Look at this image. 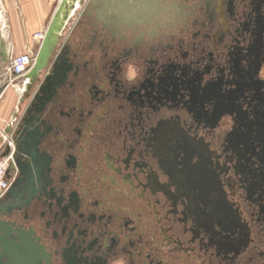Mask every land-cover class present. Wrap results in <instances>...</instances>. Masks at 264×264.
Returning a JSON list of instances; mask_svg holds the SVG:
<instances>
[{"label":"flooded vegetation","instance_id":"1","mask_svg":"<svg viewBox=\"0 0 264 264\" xmlns=\"http://www.w3.org/2000/svg\"><path fill=\"white\" fill-rule=\"evenodd\" d=\"M71 9L9 125L0 254L32 250L25 264H264V0Z\"/></svg>","mask_w":264,"mask_h":264},{"label":"crops","instance_id":"2","mask_svg":"<svg viewBox=\"0 0 264 264\" xmlns=\"http://www.w3.org/2000/svg\"><path fill=\"white\" fill-rule=\"evenodd\" d=\"M62 0H0V11L2 14V29L3 33L8 38L10 47L12 48V56L17 53H22L27 50L28 47L33 45V34L39 30H47V27L51 24L53 17L57 10L60 8ZM72 3L69 2L62 9L61 15L57 24L59 25V31L67 25L69 21L73 19ZM9 65V64H8ZM0 74L5 81L9 84L4 93L0 97V119L7 117L11 113L9 105L12 103V97L10 100H4L7 92L11 88H19L21 79L14 85L10 83V74ZM26 77V76H25ZM28 79L26 77L25 86L28 87ZM31 80V79H29ZM4 103V104H3Z\"/></svg>","mask_w":264,"mask_h":264},{"label":"water","instance_id":"3","mask_svg":"<svg viewBox=\"0 0 264 264\" xmlns=\"http://www.w3.org/2000/svg\"><path fill=\"white\" fill-rule=\"evenodd\" d=\"M101 0H93V4L98 3ZM68 0H62L60 8L55 13L53 20L51 24L47 27L45 37L43 41L41 42L38 50V55L35 60V63L29 73L27 74V77H34L37 78V76L44 71L48 64L51 62L53 57L55 58V54L57 52L58 43H59V25L57 24L58 19L61 15L62 9L65 5H67ZM99 18L101 19L104 15V10L99 11L98 10ZM116 20L119 21L120 17L118 14L115 15ZM61 31V30H60ZM12 56V48L10 47L8 38L3 33L2 29V14L0 11V70L2 73H7V66L10 62ZM9 82L5 81L2 75L0 74V97L4 93L5 89L7 88ZM23 242H26L23 239ZM26 245V244H25ZM32 250L29 251V253L23 251L17 252L13 249L4 248L3 252L0 254L1 257L6 256L9 259L4 264H25L27 261V258H29V255H32ZM1 263L4 261L1 258Z\"/></svg>","mask_w":264,"mask_h":264},{"label":"built area","instance_id":"4","mask_svg":"<svg viewBox=\"0 0 264 264\" xmlns=\"http://www.w3.org/2000/svg\"><path fill=\"white\" fill-rule=\"evenodd\" d=\"M46 31L39 30L33 34V45L27 48L25 52L14 54L9 62L10 83H18L20 79L27 76L33 67L38 55L41 42L45 37ZM7 146H13V139L7 141ZM13 154L0 153V199L3 198L10 187L11 180L7 176V171L13 166Z\"/></svg>","mask_w":264,"mask_h":264},{"label":"rangeland","instance_id":"5","mask_svg":"<svg viewBox=\"0 0 264 264\" xmlns=\"http://www.w3.org/2000/svg\"><path fill=\"white\" fill-rule=\"evenodd\" d=\"M71 1V0H69ZM73 4V3H72ZM75 18V16L73 17V19ZM59 35L61 33V31L58 32ZM44 71H42L41 73L43 74ZM27 77V76H26ZM26 77H23L21 79V85L18 88H11L7 94L6 97L4 98V100H10V98L12 97V100H10L12 103L9 105V107H12V109H10L11 113H9L10 115L7 117H3L0 119V153H2V151L5 150V148L8 145V140L11 139V133L8 130L11 126H9L11 123L15 122V118L17 116V112L18 110L21 108V106L24 105L25 101L27 100V98L25 97L26 95V91L28 90V87L25 86V81L24 79H26ZM30 79V77H27ZM37 82L33 85V88H35ZM4 104V103H3Z\"/></svg>","mask_w":264,"mask_h":264},{"label":"clouds","instance_id":"6","mask_svg":"<svg viewBox=\"0 0 264 264\" xmlns=\"http://www.w3.org/2000/svg\"><path fill=\"white\" fill-rule=\"evenodd\" d=\"M139 75V70L134 65H128L123 71V76L129 82L135 81Z\"/></svg>","mask_w":264,"mask_h":264},{"label":"bare ground","instance_id":"7","mask_svg":"<svg viewBox=\"0 0 264 264\" xmlns=\"http://www.w3.org/2000/svg\"><path fill=\"white\" fill-rule=\"evenodd\" d=\"M69 2H71V3H74V0H71V1H69ZM11 58H12V56H11ZM11 60V59H10ZM8 72H9V65H8ZM10 74V73H9Z\"/></svg>","mask_w":264,"mask_h":264}]
</instances>
